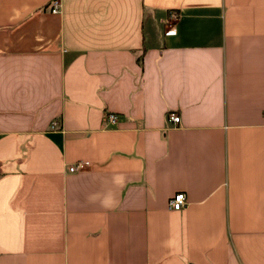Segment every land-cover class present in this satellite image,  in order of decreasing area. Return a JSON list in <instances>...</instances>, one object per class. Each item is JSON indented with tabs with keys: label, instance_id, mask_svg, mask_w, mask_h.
I'll use <instances>...</instances> for the list:
<instances>
[{
	"label": "crops",
	"instance_id": "obj_1",
	"mask_svg": "<svg viewBox=\"0 0 264 264\" xmlns=\"http://www.w3.org/2000/svg\"><path fill=\"white\" fill-rule=\"evenodd\" d=\"M49 2L0 0V264H264V0Z\"/></svg>",
	"mask_w": 264,
	"mask_h": 264
},
{
	"label": "built area",
	"instance_id": "obj_2",
	"mask_svg": "<svg viewBox=\"0 0 264 264\" xmlns=\"http://www.w3.org/2000/svg\"><path fill=\"white\" fill-rule=\"evenodd\" d=\"M59 5H60V2L59 0H50L49 2V11L50 12H58L59 11ZM177 17V13L174 12V11H171L169 13V18L171 20L175 19ZM174 32V28H173V25L170 24L165 30H164V33L165 34H170V33H173ZM116 114L112 113V112H109L105 115V121L107 123H114L116 121ZM167 119L171 122H178L179 120V115L176 114L175 112L173 111H169L167 113ZM56 124V121L53 120L51 121V124L50 126H54ZM85 164V162L79 160V161H76L74 162L73 164L69 165L68 166V170L69 171H73V170H76L78 168H81L83 165ZM185 203V196H184V193L182 191H176L174 192L167 200V206L171 209H179L181 208Z\"/></svg>",
	"mask_w": 264,
	"mask_h": 264
}]
</instances>
